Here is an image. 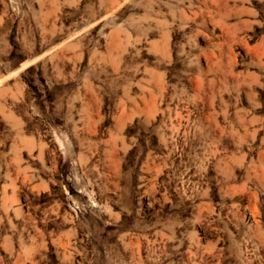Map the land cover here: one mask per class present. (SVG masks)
I'll return each instance as SVG.
<instances>
[{"label": "rangeland", "instance_id": "obj_1", "mask_svg": "<svg viewBox=\"0 0 264 264\" xmlns=\"http://www.w3.org/2000/svg\"><path fill=\"white\" fill-rule=\"evenodd\" d=\"M0 264H264V0H0Z\"/></svg>", "mask_w": 264, "mask_h": 264}]
</instances>
